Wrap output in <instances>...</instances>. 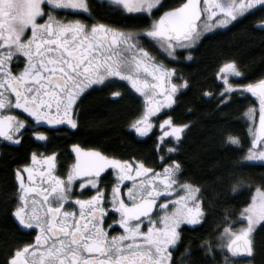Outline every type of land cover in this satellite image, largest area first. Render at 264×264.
<instances>
[{
    "label": "snow or ice",
    "instance_id": "1",
    "mask_svg": "<svg viewBox=\"0 0 264 264\" xmlns=\"http://www.w3.org/2000/svg\"><path fill=\"white\" fill-rule=\"evenodd\" d=\"M115 2L127 13L143 14L146 23L135 30L106 24L92 15L88 0H0V138L21 142L29 126L41 124L76 128L78 99L113 77L142 94L143 111L132 127L144 135L153 126L150 118L172 105L188 81L176 74L175 67L156 60L140 37L156 42L169 57L191 59L205 32L239 23L257 5L264 8V0H176L157 15L161 0ZM61 9L86 13L91 23L60 15ZM221 73L227 92L247 91L258 99L259 123L250 125L253 138L247 159L264 160V73L233 84L229 75L242 76L235 59H227ZM253 112L249 106L246 114ZM159 127L160 140L169 136L179 140L188 125L166 117ZM31 135L47 140L45 131ZM227 139L240 143L236 136ZM70 147L75 159L64 174H58L55 151L33 150L30 162L15 168L17 200L7 211L34 236L14 245L4 264H170L169 249L180 239L182 223L195 224L203 214L199 187L177 179L181 163L172 160L162 169L152 168L142 160L130 163L96 147L78 143ZM174 150L171 145L167 148ZM109 168L116 178L110 191L100 186L101 173ZM78 177V188L88 186L91 195L76 191ZM125 180L132 181L123 189L127 202L121 189ZM177 187L182 194H175ZM110 213L118 218L108 221ZM240 216L246 224L232 227L228 221L220 233L233 257L254 252L252 234L264 221V182L255 187ZM113 225L122 231L110 232ZM206 252L213 253L211 245Z\"/></svg>",
    "mask_w": 264,
    "mask_h": 264
},
{
    "label": "trees",
    "instance_id": "2",
    "mask_svg": "<svg viewBox=\"0 0 264 264\" xmlns=\"http://www.w3.org/2000/svg\"><path fill=\"white\" fill-rule=\"evenodd\" d=\"M92 5V15L102 22L135 30L146 23L144 15H127L114 5L88 0ZM176 0H163L158 7L162 12ZM69 17L78 16L91 23L87 14L66 13ZM264 14L259 10L249 14L231 27L227 34L216 33L207 36L194 51V61L183 72L192 79V98L183 101L182 107L190 110L189 116L194 121L191 135L184 142L182 165L187 180L200 189V196L205 206L204 223L194 230H181V246L184 255L178 263L212 264L217 251L215 239L223 231L226 222L236 223L245 203L250 201L252 191L264 182V165L245 164L241 158L245 151V130L239 121V112L245 103L233 98L220 112L211 103L201 98L203 89L210 88L214 70L226 57H233L249 81L264 73ZM79 119V128L75 133L61 132L51 135L50 150L56 149L62 155L70 143L96 147L105 153L141 157L152 166L156 157L155 141L150 138L138 144L131 136L123 132V127L133 115L137 106L130 100L109 101L104 93H97L86 98ZM104 117L110 121L103 123ZM99 122V123H98ZM229 135L238 137L239 145L225 142ZM33 144L26 135L18 148L2 149L0 158V264L8 252L19 243L20 234L7 211L15 201L12 182L13 169L23 164ZM243 165V166H242ZM237 185L233 190V185ZM255 254L258 264H264V223L255 231ZM207 244L213 253L206 252ZM221 255L218 262L221 263ZM211 262V263H210ZM217 262V260H216ZM215 264V262L213 263Z\"/></svg>",
    "mask_w": 264,
    "mask_h": 264
},
{
    "label": "flooded vegetation",
    "instance_id": "3",
    "mask_svg": "<svg viewBox=\"0 0 264 264\" xmlns=\"http://www.w3.org/2000/svg\"><path fill=\"white\" fill-rule=\"evenodd\" d=\"M259 9H262V8L260 6H256L253 10H250V14H252L253 12H255ZM248 15L249 14L246 13L244 15V17H246ZM244 17L240 18V20H242ZM234 24H236V23L233 22L232 24L228 25V27H226V28H223V29L221 28V29L215 30V31L211 32L209 35H206L205 37L212 36L216 33H220L222 35L227 34L228 32L231 31V27ZM140 38L143 39V46H146L147 44L152 42V40L147 38V37L142 36ZM181 58L182 59L176 60L175 58L171 57V60L166 59L168 62L164 59L160 60V61H163L165 64H167L170 67H175L176 74L179 75L180 77H182L183 80H187L188 84L184 85L183 87H181L177 91V93L173 97L174 103L172 105H170L166 108H163L161 110V112L156 113L153 117L150 118L153 121V126L148 133H146L144 135H140L132 127V124L139 118L140 114L143 111V102L144 101H143L142 94L136 93L135 90L132 89L131 86L127 83V81H125V80L122 81L123 79H121V78H115V79L109 78V80L107 79L103 84L94 86V90H89L86 95H82L81 98L78 99V102L76 105L78 111L74 114L78 118V126L76 128L68 127V126H65L63 124L59 125V126H48L46 124H41L35 128L29 126L28 130L25 132V134L22 138V141H23L24 137L27 135L29 140L33 144V149L28 153V157L23 164L30 162V153L33 150L43 151L46 154L49 152L55 151V152H57V162H58V168H59L58 174L66 173L67 167L70 166L72 163H74V158L71 155L72 149L70 147L73 143H70L66 146L65 152L62 155L56 149H53V150L49 149L51 146L50 136L51 135H57V133H61V132L75 133L79 128V119H80L81 111H82V108L84 106L83 104H84V101L86 100V98L89 96H92V95H96L97 93H104L107 95V98L109 101L117 102V101H121L123 99H127V100H130L131 102L136 104L137 110L128 119V122L123 127V132L126 135L131 136L136 142H138V144H141L142 148H143V142L147 141L150 138H154L156 157L152 163V166H149V167L162 169L163 164L169 163L172 160L179 161L182 165V160H183L182 154H183V150L185 149V147H184L185 142L184 141L190 137L191 131L194 128V121L191 120L190 118H185V116H189L190 110L185 109V108L184 109L181 108L183 106L182 105L183 101L185 102V101L192 98V89H193L192 88L193 87L192 79L187 78V76L184 75L183 72L185 71V67H189L190 65H192V63L194 61V53H193V56L191 59H186L183 57H181ZM227 59H234V58L233 57H226L225 59H223L221 61L220 64H218V66L214 70V76H212V84H211L210 88H206V89L202 90L201 95H200L201 98L204 101H206L207 103H211L213 108L219 112L225 107V105H228L230 100H232L233 98L239 99L241 101H242V99L251 100V101L255 102V106L257 109L256 114L258 116V114H259L258 99L256 97H254L252 94L247 93L246 91H235L234 92L235 89H233L231 92L226 91L223 93V96L229 97L228 103L223 104L222 102H219V100H222V98H223V97H221V95L219 96V94H220L219 91L225 90V86H224L223 80L221 79V75H218V73L221 74V66L223 63L226 62ZM237 64H238V62H237ZM238 66H239V64H238ZM239 68H240V66H239ZM240 70L242 72V76L234 77L233 75H229V80L231 82H234V84H243V83L249 82V80L244 77L243 70L241 68H240ZM174 82H181V81H174ZM211 90H213L215 93L212 92ZM113 92L119 93V95H115V96L111 95V93H113ZM16 111L18 113H20L21 115L26 116V114H23L22 112H20V110H16ZM241 112H242V109L239 112V115ZM166 117H171L172 120L176 123H185L188 125V127L184 130V132L182 133V136L179 140H176L175 138H173L171 136L164 137L163 140L159 139L161 132H162V130L159 127V123L161 120H163ZM256 120H257V118H256ZM255 125H256V122H255ZM36 130L45 131L47 133V140L46 141H40V140L36 139L34 136H32L31 132L36 131ZM22 141L18 142V143H14V142H9V141H6L4 139H1L0 140V158H1L3 148H6V147L18 148L22 144ZM157 144L160 145L159 150H157V148H156ZM169 145H171L175 150L174 151H167V148ZM81 146L82 147H89V146H84V145H81ZM105 154H108V153H105ZM108 155H114L116 158H119L122 160L127 159V160H129L130 163L132 162L133 159H139V160L143 161V155L141 157H135V156L133 157L131 155L130 156H122V155L117 156L115 154H108ZM160 156L165 157L163 161H161L159 159ZM20 165H22V164H20ZM146 166H148V165L146 164ZM15 168L13 169V174H12L13 175L12 182H13L14 191H15L14 203L17 200L16 192H17V188H18L17 182L14 179ZM105 173H103L101 175L100 186L105 187L106 190L110 191L111 185L115 182L116 178L114 177L111 169H108L107 171H105ZM25 176H26V174H25ZM186 178H187V176H186L184 167L182 165V168H181V170L177 176V179H178L179 183H183ZM78 181H80V180L77 179L76 181H74V184L76 185V191L83 193L85 196L91 195L92 192L88 188V186H86L85 189H79L78 188ZM131 185H132V181L121 185L122 198H124L126 200V202H127V195H126V193H124L123 189L131 187ZM175 194L176 195L182 194L179 187H177V191ZM164 195H166V194H162V196H164ZM168 198L171 200L172 197L168 196ZM198 198L201 199V202H202V208H203L202 219L195 224H187L185 222L182 223V225L179 229L180 234H181V230L183 228H186L189 230H194L204 223L205 206L203 203V199L200 196V191L198 193ZM73 204H74V202H73ZM73 204H68V206L72 207ZM76 207H78V206H76ZM154 211H155V209H154ZM11 217L13 219L14 224L17 227L18 233L20 234L19 241L30 240L34 236V233L30 232L29 230L23 228V226L19 225L18 221L12 215H11ZM115 218H118V216L114 215L112 213L108 214V217H107L108 221H111L112 219H115ZM120 231H122V229L118 225H113L112 228L110 229V232H120ZM181 241H182V237L180 235V239L178 240L177 244L172 246L169 249V251L172 253V256L170 259V264H181L180 262L178 263V260L184 256L182 254ZM229 255L236 260H244V259L249 257V255L247 254L246 257L237 259V258L233 257L230 253H229Z\"/></svg>",
    "mask_w": 264,
    "mask_h": 264
},
{
    "label": "rangeland",
    "instance_id": "4",
    "mask_svg": "<svg viewBox=\"0 0 264 264\" xmlns=\"http://www.w3.org/2000/svg\"><path fill=\"white\" fill-rule=\"evenodd\" d=\"M97 1H101V2H105V3H108V4H111V5H114V6H116L117 8H119L121 11H123L125 14H127V15H143V14H140V13H127V12H125L123 9H122V7L119 5V4H117L116 2H115V0H97ZM163 0H161V2H162ZM161 2H160V4H161ZM160 6V5H159ZM158 6V7H159ZM257 6H259V5H257ZM259 12H260V15L261 14H264V8H262V9H259ZM66 13H72V14H86V13H83V12H79V11H76V10H71V9H68V10H64V9H61V10H59V14L60 15H65ZM226 27H228V25L227 26H221V27H217V28H214V29H210L208 32H205L204 33V35H203V37H202V39L206 36V35H209L211 32H213V31H215V30H218V29H223V28H226ZM140 40L142 41V44H143V39H141L140 38ZM150 44V45H149ZM149 44H147L145 47L152 53V55L154 56V58L156 59V60H158V61H160L161 59H164V60H171V57H169L162 49H160L159 48V46H158V44L156 43V42H154L153 40H152V42L151 43H149ZM198 47H196V49H197ZM195 49V50H196ZM182 57V56H181ZM180 59H182V58H180ZM166 60V61H167ZM168 62V61H167ZM223 73H221L220 75H222ZM234 77H236L235 75H233ZM115 78H119V77H113V78H110V79H115ZM108 80H109V78H108ZM122 81H124V80H122ZM128 83V82H127ZM233 84H234V82H232ZM212 92H214L213 90H211ZM235 91H237V90H234V92ZM224 92H226V90H220L219 91V96L221 95V97H223L222 98V100H219V102H222L223 104H226V103H228V101H229V97H226V96H223V93ZM215 93V92H214ZM217 94V93H216ZM215 95V94H214ZM244 96V95H243ZM240 97V96H239ZM245 98V97H244ZM242 102L243 103H245V106H244V108L242 109V112L240 113V115H239V121H240V124H242L243 126H242V128H243V130H245L244 132V134H245V140H244V144H245V151H244V153H243V155H242V158H241V160H242V162L243 163H245V164H259V165H264V160H249V159H247V149H248V147L250 146V140L253 138L252 137V134H251V132H250V130H249V128H250V125H255V122H256V118H257V109H256V106H255V102L254 101H251V100H245V99H242ZM144 103V102H143ZM222 104V105H223ZM227 105H225V107H226ZM249 106H253V108H254V112H253V115L252 116H249V115H247L246 114V112H247V109L249 108ZM109 122L110 121V118H107L106 119V117H104V119L102 120V124L103 123H106V122ZM99 123V122H98ZM62 125V124H61ZM63 125H65V126H68L67 124H63ZM57 126H59V125H57ZM68 127H70V126H68ZM253 131H254V128H253ZM139 134V133H138ZM225 142H227L228 143V145H234V144H232L230 141H228V139H227V137H226V140H225ZM235 145H239V144H235ZM255 190V189H254ZM254 190L252 191V193L254 192ZM252 195V194H251ZM242 211V210H241ZM240 211V212H241ZM185 223H187V222H185ZM247 223V221H246V218H244V217H241L240 216V213H239V215H238V218H237V221H236V223H234V225L232 226V227H238L240 224H246ZM264 223V221H262L261 222V224H259V225H257L256 226V228L254 229V232H253V241H254V252L251 254V255H249V257L248 258H246V259H244V260H236V259H234V258H232L230 255H229V253L227 252V250H226V247H224V245H226V243H227V239L226 238H224V239H221V237H220V235H218V237L215 239V249H216V251H217V255H215V257H216V259H215V261H213L212 262V264L215 262V264H219V260H218V256L219 255H221V263L222 264H228V261H233L234 262V264H249V261L251 262V264H258V262H257V260H256V252H255V240H254V233H255V231L262 225ZM187 224H189V223H187ZM216 245H221V247H219V248H217L216 247ZM225 257H228V260H225ZM216 260H217V262H216ZM211 263V262H210Z\"/></svg>",
    "mask_w": 264,
    "mask_h": 264
},
{
    "label": "water",
    "instance_id": "5",
    "mask_svg": "<svg viewBox=\"0 0 264 264\" xmlns=\"http://www.w3.org/2000/svg\"><path fill=\"white\" fill-rule=\"evenodd\" d=\"M247 92V91H246ZM247 93H249V92H247ZM249 94H251V93H249ZM258 107H259V102H258ZM258 123H259V114H258V116H257V120H256V125H258ZM1 139H3V138H0V140ZM258 146L259 145H257L256 147L258 148ZM71 155L73 156V158L75 159V155H74V152H73V150L71 151ZM109 169H111V168H109ZM108 169H106L105 171H107ZM103 173H101V175H102ZM78 180H80L81 178H77ZM128 182H130V181H128V180H125L124 181V183L123 184H126V183H128ZM247 256V254H241V255H239V256H237V257H235V258H237V259H240V258H244V257H246Z\"/></svg>",
    "mask_w": 264,
    "mask_h": 264
}]
</instances>
